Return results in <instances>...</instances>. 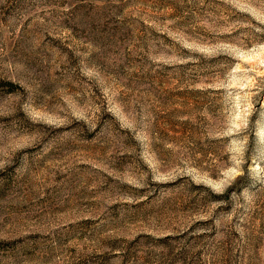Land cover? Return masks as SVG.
<instances>
[{
	"label": "rangeland",
	"instance_id": "obj_1",
	"mask_svg": "<svg viewBox=\"0 0 264 264\" xmlns=\"http://www.w3.org/2000/svg\"><path fill=\"white\" fill-rule=\"evenodd\" d=\"M0 264H264V0H0Z\"/></svg>",
	"mask_w": 264,
	"mask_h": 264
}]
</instances>
